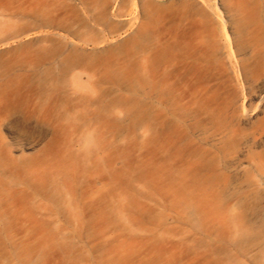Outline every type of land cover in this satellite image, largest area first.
Instances as JSON below:
<instances>
[{
  "label": "rangeland",
  "instance_id": "1",
  "mask_svg": "<svg viewBox=\"0 0 264 264\" xmlns=\"http://www.w3.org/2000/svg\"><path fill=\"white\" fill-rule=\"evenodd\" d=\"M263 29L264 0H0V264H264Z\"/></svg>",
  "mask_w": 264,
  "mask_h": 264
},
{
  "label": "crops",
  "instance_id": "2",
  "mask_svg": "<svg viewBox=\"0 0 264 264\" xmlns=\"http://www.w3.org/2000/svg\"><path fill=\"white\" fill-rule=\"evenodd\" d=\"M264 30V29H263ZM263 32V31H262ZM259 33H260V31H259ZM260 38H258V45L259 46H261V48H262V50H263V52H264V38H261L262 36L260 35L259 36ZM263 118H264V115L263 116H261L260 118H258L257 120H256V122H255V125H254V127H253V132L254 133H256V134H263L264 133V125H262V123H263ZM261 157L262 158V156L260 155V153H258V155H257V153H255V154H253V156L251 157V163L254 161V160H256V158L257 157ZM254 162H256V161H254Z\"/></svg>",
  "mask_w": 264,
  "mask_h": 264
},
{
  "label": "bare ground",
  "instance_id": "3",
  "mask_svg": "<svg viewBox=\"0 0 264 264\" xmlns=\"http://www.w3.org/2000/svg\"><path fill=\"white\" fill-rule=\"evenodd\" d=\"M264 71V55H260L259 56V74H258V77L256 78V79H258L261 75H263V74H261L262 72ZM258 98H259V100L261 101L262 99H264V94H260V96H258ZM233 101H234V103H238V100L236 99V97L235 98H233L232 99ZM245 100V99H244ZM244 102V101H243ZM259 104H260V102H259ZM244 108V107H243ZM247 108V107H246ZM245 112V111H244ZM262 125H264V118H263V123H262ZM263 135H264V133H263ZM260 155L262 156V157H264V150H261V152H260Z\"/></svg>",
  "mask_w": 264,
  "mask_h": 264
}]
</instances>
